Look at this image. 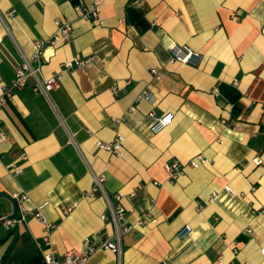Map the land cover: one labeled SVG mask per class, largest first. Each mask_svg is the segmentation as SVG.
<instances>
[{
	"label": "crops",
	"instance_id": "0c3cea01",
	"mask_svg": "<svg viewBox=\"0 0 264 264\" xmlns=\"http://www.w3.org/2000/svg\"><path fill=\"white\" fill-rule=\"evenodd\" d=\"M101 1L100 17L90 20L77 15L74 0H0V96L35 41L56 33L58 19L71 20L73 30L47 46L45 77L64 61L99 57L65 71L48 96L30 79L0 103L7 136L0 192L26 194L30 209L48 201L42 210L57 225L52 239L62 253L92 239L86 264H212L221 254V264H264V163L254 161L264 160V0ZM174 42L200 51V65L170 63ZM144 89L150 99L138 98ZM154 111L173 114L158 132ZM118 133L126 137L122 156L97 146ZM198 153L209 162L170 182L164 164H188ZM94 175L105 176L115 207L121 195L127 223L153 217L123 235L121 256L103 246L116 227L103 194L86 195ZM0 210L6 217L13 204L0 198ZM185 225L192 231L182 238ZM12 229L19 235L7 236ZM43 235L36 217L0 224V264H45Z\"/></svg>",
	"mask_w": 264,
	"mask_h": 264
},
{
	"label": "built area",
	"instance_id": "2783aa9c",
	"mask_svg": "<svg viewBox=\"0 0 264 264\" xmlns=\"http://www.w3.org/2000/svg\"><path fill=\"white\" fill-rule=\"evenodd\" d=\"M75 4V10L77 15L81 18L95 20L100 17L102 1L97 0L92 6H88L83 0H78ZM234 19L238 20L239 15H234ZM57 31L54 35L48 38H42L34 43L33 53L30 56L23 55L22 64L15 71V78L13 79L12 85L9 89L4 90V93L0 96V103H4L7 98L11 97L17 90L24 89L28 85V81L32 79L34 81L33 89L49 95V92L57 90L61 87L63 73L72 69L75 66L84 67L90 63L99 62L98 55H92L86 58L76 57L72 60L64 61L59 65V70L50 77L43 75V67L46 63L45 50L47 46H56L61 40L70 37L73 30V23L68 19H58ZM169 62L170 63H182L198 67L202 61V53L198 50L193 49L189 44L172 43L169 48ZM154 79L160 80L163 77V73L160 68L153 67L151 69ZM117 86L112 87L114 94L119 93ZM151 95L148 89H144L139 95V99L146 98L150 99ZM135 110L134 106H131L129 111L132 113ZM150 117L153 119L152 130L154 132L161 131L170 125L173 120L172 113H164L158 115L155 111L150 113ZM118 122V120H117ZM224 124L228 125L226 120H223ZM7 139L6 133L0 123V165L4 164V155L2 152V146ZM126 142V137L118 133L115 139L111 142L98 141L97 146L101 149L108 150L117 156H122V146ZM256 164H263L264 160L261 157H255ZM209 162V159L204 153H198L194 158L190 160L188 164L182 163L178 160L167 161L164 164V168L168 173L169 181L175 182L185 172L187 167L199 168ZM14 173L19 174L22 169L16 164L8 166ZM105 176L94 175V186L86 193V195L93 196L97 191L101 192L105 197L106 201L111 210L112 220L115 224L116 230L113 239H109L104 243L106 249H110L116 252L119 256L122 254V237L123 235L131 232L136 226H144L150 222L153 217L150 213H144L141 218L137 221L136 225L127 223L125 207L120 203L121 195L115 196V201L119 203L118 207H115L114 200L107 193L104 187ZM158 184L157 182H155ZM225 190L232 196H236L237 192L233 187L228 184L225 186ZM19 205V218L12 219L6 223L10 227H15L21 222H25L29 217L38 218L44 225V235L39 241V246L42 252V257L45 264H86L90 256L95 252L96 248L90 237H87L80 247L69 249L65 252H61L58 247L54 244L52 235L57 225L50 221L43 212V207L49 202L46 201L40 206H36L34 209H30L26 205L27 195L23 194L17 198ZM75 207V203L70 204L65 213H71ZM103 218H106L103 216ZM192 231L190 225H185L179 232L180 237H186ZM233 252L238 253V249L234 248ZM264 255V246L261 249ZM224 255L221 254L216 263H223Z\"/></svg>",
	"mask_w": 264,
	"mask_h": 264
},
{
	"label": "water",
	"instance_id": "95a60500",
	"mask_svg": "<svg viewBox=\"0 0 264 264\" xmlns=\"http://www.w3.org/2000/svg\"><path fill=\"white\" fill-rule=\"evenodd\" d=\"M0 198H6L13 204V212L6 217H2L0 219V224H5L7 221H10L12 219H18L19 218V205H18L17 199L7 192H0ZM11 234L19 235V230L18 229H12L8 233L7 236H10Z\"/></svg>",
	"mask_w": 264,
	"mask_h": 264
},
{
	"label": "trees",
	"instance_id": "16d2710c",
	"mask_svg": "<svg viewBox=\"0 0 264 264\" xmlns=\"http://www.w3.org/2000/svg\"><path fill=\"white\" fill-rule=\"evenodd\" d=\"M78 2V0H74V3ZM4 215L2 213V211L0 210V218H2Z\"/></svg>",
	"mask_w": 264,
	"mask_h": 264
}]
</instances>
